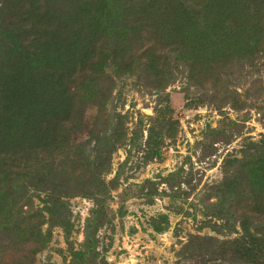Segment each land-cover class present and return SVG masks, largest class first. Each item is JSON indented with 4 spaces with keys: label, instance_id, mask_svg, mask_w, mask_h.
I'll use <instances>...</instances> for the list:
<instances>
[{
    "label": "rangeland",
    "instance_id": "374dc122",
    "mask_svg": "<svg viewBox=\"0 0 264 264\" xmlns=\"http://www.w3.org/2000/svg\"><path fill=\"white\" fill-rule=\"evenodd\" d=\"M144 68L117 75L108 67L112 79L104 76L110 83L105 102L88 103L75 122L73 142L90 160L75 151L70 158L56 156L55 162L50 157L47 166L42 165L47 154L24 165L31 179L23 180L17 199L25 194L23 200L31 198L32 206L41 210L43 233H52L47 247L33 258V231L26 229L16 240L1 236L3 264H83L76 258L82 250L87 253L84 264H96L93 255L108 264H264V256L250 263L231 252L219 255L209 245L201 253L192 240L195 235L234 240L245 234L235 208L239 212L245 206L241 201L249 197V187L242 180L235 186L241 194L232 196L235 187L226 179L261 150L257 143L264 136V49L250 64L231 61L197 79L180 66L160 85ZM164 119L176 122L173 134L162 139L160 155L150 158V127ZM74 166L77 178L71 175ZM51 173L60 176L58 195L69 207L66 217L53 224L46 209L51 191L45 189L46 182L35 186L46 176L51 181ZM97 177L106 185L99 202L93 197ZM98 209L105 210L100 227L94 218ZM247 225L264 239V212L250 214ZM89 237L94 250L86 247Z\"/></svg>",
    "mask_w": 264,
    "mask_h": 264
},
{
    "label": "trees",
    "instance_id": "16d2710c",
    "mask_svg": "<svg viewBox=\"0 0 264 264\" xmlns=\"http://www.w3.org/2000/svg\"><path fill=\"white\" fill-rule=\"evenodd\" d=\"M263 45L264 0H0V237L16 240L26 229L33 231L38 241L29 244L32 258L47 247L52 232L43 233L41 210L32 206L31 198L23 200L26 194L17 199L23 180L31 179L24 165L41 154L49 155L43 166L50 157L55 162L56 156L70 158L78 152L90 160L86 150L74 144L71 132L88 103L105 102L110 83L104 76L112 79L108 67L117 75L145 67L152 82L160 85L180 66L197 79L231 61L250 64ZM174 124L164 119L150 127V158L160 155L159 145L172 136ZM168 125L172 131L166 130ZM257 144L261 150L246 157L238 174L226 179L230 188L242 180L249 187V197L241 201L245 206L239 212L235 208L245 234L225 241L192 236L201 253L209 245L219 255L231 252L250 263L264 256V239L247 225L250 214L264 212V136ZM51 175V181L46 176L35 186L46 182L45 189L51 191L46 209L53 224L66 217L69 207L58 195L60 176ZM71 175L79 176L76 166ZM95 181L93 197L99 202L106 185L99 177ZM236 187L232 196L241 194ZM102 214L104 209L95 212L98 227L104 223ZM90 239L86 247L94 250ZM23 242L19 255L27 247V240ZM86 254L77 252V260L84 264ZM92 261L108 264L98 255Z\"/></svg>",
    "mask_w": 264,
    "mask_h": 264
}]
</instances>
